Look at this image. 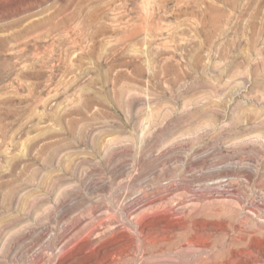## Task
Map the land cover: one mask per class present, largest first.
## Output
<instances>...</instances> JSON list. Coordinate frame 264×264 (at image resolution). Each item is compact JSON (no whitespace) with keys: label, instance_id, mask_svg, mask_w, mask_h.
Listing matches in <instances>:
<instances>
[{"label":"rangeland","instance_id":"rangeland-1","mask_svg":"<svg viewBox=\"0 0 264 264\" xmlns=\"http://www.w3.org/2000/svg\"><path fill=\"white\" fill-rule=\"evenodd\" d=\"M44 1L0 2V264H264V0Z\"/></svg>","mask_w":264,"mask_h":264},{"label":"bare ground","instance_id":"bare-ground-1","mask_svg":"<svg viewBox=\"0 0 264 264\" xmlns=\"http://www.w3.org/2000/svg\"><path fill=\"white\" fill-rule=\"evenodd\" d=\"M43 1H44V0H0V2H4V3H3V4H4L3 7H5V5H6V6L8 5V6L12 7V8H20L21 3L25 4V5H24V6H25L24 8H26V6H30V5H32V4L36 3V2H43ZM45 1H46V0H45ZM45 1H44V2H45ZM48 1H49V0H48ZM52 1H53V0H52ZM66 1H67V0H66ZM74 1H75V0H74ZM54 2H55V1H54ZM36 4H37V3H36ZM33 6H34V5H33ZM3 7H2V8H3ZM23 10H24V9H23ZM27 10H28V8H27ZM97 11H98V10H97ZM98 13H99V12H98ZM23 18H24V17H23ZM26 18H27V17H25V20H26ZM52 19H53V18H51V21L54 20V19H53V20H52ZM25 20H23V21H22V20H19V22L21 21V22L23 23V22H25ZM46 20H47V19H46ZM48 20H49V19H48ZM17 21H18V20H17ZM40 21H41V20H40ZM42 21H43V20H42ZM42 21H41L40 23L36 21L37 23L32 24V25L35 26L36 28H37V27H40V26L42 27ZM15 22H16V21H15ZM22 23H21V24H22ZM32 23H33V22H32ZM48 23H49V22H48ZM48 23H47V24H48ZM50 23H51V22H50ZM17 24H18V23H17ZM21 24H19V25H21ZM43 24H44V23H43ZM32 25H31V27H32ZM44 25H46V24H44ZM48 25H49V24H48ZM52 26H53V25H52ZM54 26H55V25H54ZM54 26H53V27H54ZM29 27H30V26H29ZM41 27H40V28H41ZM58 27H59V26H58ZM27 28H28V27H27ZM33 30H35V32H36L37 29H33ZM38 30H39V29H38ZM18 31H19V30H18ZM19 32H20V31H19ZM32 32H34V31H32ZM32 32H31V33H32ZM17 33H18V32H17ZM21 33H22V31H21ZM47 33H48V32H47ZM45 34H46V33H45ZM15 35H16V34H15ZM15 35H13V36H15ZM25 35H26V33H25ZM39 35H40V34H39ZM39 35H38V36H39ZM43 35H44V34H43ZM34 36H35V35H34ZM38 36H37V37H38ZM16 37H17V36H16ZM40 38H41V37H40ZM0 39H2V38L0 37ZM20 39H21V37H20ZM33 40H34V39H33ZM2 41H3V40H2ZM0 43H1V40H0ZM8 43H9V42H8ZM4 44H5V43H4ZM5 45H6V44H5ZM2 46H3V44H2ZM37 55H38V54H37ZM27 73H28V72H27ZM29 73H30V72H29ZM36 77H37V76H36ZM132 231H133V230H132ZM180 231H181V230H180ZM182 231H183V230H182ZM170 236H171V234H170ZM160 237H161V236H160ZM175 237H176V236H175ZM162 238H163V237H162ZM162 238H161V239H162ZM171 238H172V237H171ZM144 239H146V237H145ZM148 240H149V239H148ZM148 240H147V241H148ZM158 240H159V239H158ZM194 241H195V240H194ZM171 242H172V241H171ZM165 243H166V242H165ZM144 244H145V240H144ZM157 244H158V243H157ZM89 246H90V245H89ZM176 247H177V246H176ZM153 250H154V249H153ZM143 254H144V253H143ZM115 256H116V255H115ZM121 256H122V255H121ZM211 256H212V255H211ZM116 257H117V256H116ZM119 257H120V256H119ZM119 257L117 258L118 260H115V259H114V256H113V259L111 260V262H110L109 264H119V263H120V261H119ZM124 257H125V256H124ZM204 259H205V258H204ZM208 259H209V258H208ZM121 260H122V258H121ZM201 261H202V262H201ZM201 261H200L201 264H210V262L207 261V257H206L205 261H204L203 259H202ZM210 261H211V260H210ZM99 262H100V261H99ZM163 262H165V261H163ZM167 263H168V262H167ZM200 263H199V264H200ZM121 264H122V263H121ZM211 264H212V263H211Z\"/></svg>","mask_w":264,"mask_h":264}]
</instances>
